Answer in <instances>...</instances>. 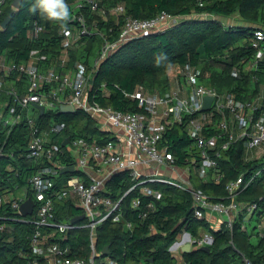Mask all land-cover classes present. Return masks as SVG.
Listing matches in <instances>:
<instances>
[{"label": "built area", "instance_id": "obj_1", "mask_svg": "<svg viewBox=\"0 0 264 264\" xmlns=\"http://www.w3.org/2000/svg\"><path fill=\"white\" fill-rule=\"evenodd\" d=\"M4 3L5 0H0V14ZM69 8L70 19L66 27H59L57 32L60 52L50 65L42 69L40 63L44 56L37 50H32L27 60L21 63L7 62L4 56H0V95L7 97L6 101L0 103V125L13 126L25 122L29 137L24 155L34 164V171L27 178L33 198L27 197L25 187L0 195V205L8 204L18 215L8 217V220L34 226L28 237L32 259L27 264H118L107 257L99 258L95 249L96 229L104 221L121 219L122 199L131 192L160 199V192L151 187L153 184L188 191L192 196V216L197 220L206 219L207 222L213 219L217 227L212 229L215 226L208 224L214 231L222 226L230 229L233 221L242 215L247 225L242 224L240 229L247 233L249 240L253 237L264 239V215L255 214L256 203L235 201L238 192L245 189L258 172L247 179L239 175L227 182L224 186L227 202L211 198L194 187L191 181L193 174L201 182L218 183L222 178L216 161L219 151L227 150L239 140L243 142L245 161L264 154V82L258 81L264 61V27L255 24L245 26L251 54L244 69L250 82L257 84L254 90L249 91L247 101L236 100L232 93L218 92L213 86L204 84L208 73L197 66L185 64L170 68L168 88L163 93L149 91L142 86L127 93L112 84L125 98L135 101L140 109L123 112L101 105L96 99L97 92L107 97L110 90L106 83L93 87V74L98 64L126 42L166 30L181 19L216 17L206 13L175 17L161 12L150 19H137L126 16L121 4L105 10L99 7L98 0H75ZM83 9L98 19L87 25ZM108 16L114 20V36L115 28L112 26L107 29L108 35L98 27V21L106 23ZM39 31L40 28L34 25L28 37L37 38ZM91 35L101 38L92 64L88 66L75 61L72 67H68L69 52L83 44V37ZM57 69H62V73ZM241 69L242 64L234 66L232 75L238 76ZM12 74H15L16 80L20 76L26 79L21 91L9 80ZM205 96H211L212 100L209 109L201 111ZM34 105L43 106V113L60 111V107L69 106L70 113L79 111L92 119L102 134L101 138L110 139L98 142L82 136L66 137L68 142L65 148L73 160V172L60 173L68 165L58 160L60 147L50 137L59 134L64 124H53L48 130H41L35 121L38 110ZM215 116L218 117L217 121H214ZM175 127L181 128L191 140L188 164L179 165L166 142L165 135ZM4 154L0 144V157ZM75 172L80 175H74ZM122 173H126L132 181L129 188L119 198L105 195L108 179ZM66 174L69 177H61ZM17 192L20 196L15 195ZM140 196L130 201V207L137 211L139 219H144L154 210L153 202L142 204ZM27 198L33 201L32 212L22 217L19 208ZM56 202H68L80 212L75 217L83 215V219L74 223L70 222L71 219L58 220ZM4 219L0 216V220ZM253 219L255 225L249 231L248 225ZM79 221H83L82 224H78ZM124 226L131 229L130 222L126 221ZM4 227L5 224L0 225V229ZM81 228L88 230L90 253L87 258L71 256L70 246L62 244L70 231ZM151 232L154 230L151 229ZM211 242L209 232L192 239L183 231L168 247V252L173 257L182 253L180 247L185 243H190L191 247H202L209 246ZM243 261L249 264L244 258Z\"/></svg>", "mask_w": 264, "mask_h": 264}, {"label": "trees", "instance_id": "obj_2", "mask_svg": "<svg viewBox=\"0 0 264 264\" xmlns=\"http://www.w3.org/2000/svg\"><path fill=\"white\" fill-rule=\"evenodd\" d=\"M75 0H66L68 5ZM99 7L105 10L121 4L124 14L137 19H150L158 13L164 12L175 17H185L191 14H209L214 17H229L235 15L239 24L244 26L225 27L216 19H181L172 27L157 31L147 36L136 37L118 47L110 56L102 60L93 74L92 84L97 88L106 83L110 88L107 97L97 92L96 99L101 105L110 106L119 111H140L135 101L125 98L115 89L116 84L121 90L129 93L137 86L163 93L168 88V70L174 66L185 64L199 67L208 73L204 84L213 86L218 92H230L236 100L247 101L249 91L254 90L257 84L250 82L244 65L251 54L247 46L246 24H255L264 27V0H98ZM12 0H5L0 14V25L4 18L12 13L11 19L4 29L0 26V56L7 62L21 63L27 60L32 50H37L44 56L40 63L42 69L50 65L60 52L59 36L60 24L49 21L38 11L32 13L29 8L34 0H21L19 9L11 6ZM87 25H91L95 16L83 9ZM37 25L40 31L37 38H29V31ZM112 26L114 20L108 16L106 23L98 21V27L105 32ZM115 30L112 36L115 35ZM83 44L69 52L68 67L75 61H81L88 66L92 64L100 46L101 38L97 35L82 38ZM243 65L238 76L232 75L234 66ZM62 73V69H57ZM15 74L9 77L21 91L26 85V79ZM260 83L264 82V61L262 71H259ZM93 88V89H94ZM5 95H0V103L6 101ZM218 117H214L217 121ZM35 121L41 130H48L53 124H64V129L50 138L59 145L58 160L65 165L73 163L72 158L61 146L68 137L82 136L94 138L98 142L108 140L101 138L96 124L87 115L77 111L74 113L58 110L36 113ZM28 126L21 122L13 126L0 125V144L5 154L0 157V195L9 191H18L25 187L27 197H32L27 178L34 171L31 159L26 158ZM170 151L178 160L179 165L189 163L188 147L191 140L181 128L175 127L165 135ZM216 159L217 166L222 173L218 183L212 181L201 182L191 175L194 187H197L211 198L227 202L225 184L235 180L239 175L245 179L254 176L251 183L235 196L238 203H256V215H264V154L257 159L245 161L243 158V142L232 143L225 151H219ZM74 175L80 174L75 172ZM61 177H69L68 174ZM58 184V183H57ZM132 181L126 173L115 174L106 182L105 195L119 198ZM152 188L160 192V199H151L140 196L136 191L127 194L121 203L122 216L118 221H104L98 225L95 235V249L99 258L105 257L118 264H178L168 252V247L176 236L183 231L192 239H198L204 232L212 235L209 250H201L192 245L189 253H182V262L179 264H264V239L256 242L249 240L247 233L240 229L242 215L232 223L230 229L222 226L214 231L206 219L197 220L192 216V196L188 191L179 190L173 186L153 184ZM15 188V189H14ZM141 197L142 204L152 201L153 211L146 218L139 219L137 211L130 207V201ZM55 212L58 220H70L80 213L68 202H56ZM0 264H27L32 259L28 248V237L34 226L29 223L13 222L8 217L18 216L8 204L0 205ZM131 223L128 230L124 224ZM83 221L77 222L82 224ZM154 232H151V229ZM88 230L75 229L67 234L62 244L71 249V256L87 258ZM108 247L107 256L102 255L104 247Z\"/></svg>", "mask_w": 264, "mask_h": 264}, {"label": "water", "instance_id": "obj_3", "mask_svg": "<svg viewBox=\"0 0 264 264\" xmlns=\"http://www.w3.org/2000/svg\"><path fill=\"white\" fill-rule=\"evenodd\" d=\"M20 4H21V0H12L11 6H12L13 9L17 10V9H19ZM11 16H12V13H9L4 18V20L2 21V23L0 25L2 29L5 28V26L7 25V23L11 19ZM211 100H212V97L211 96H205L203 98V103H202L201 111H207L209 109V105L211 103ZM34 107L38 110L39 114H42L44 112L43 106L34 105ZM60 112H71V108L69 106H62V107H60ZM67 142H68V138H65L62 141L61 146H65ZM72 172H73V167L71 165L70 166H67V167H63L60 170V173H72ZM32 208H33V201H32L31 198H27L20 205V208H19L20 215L22 217H25L27 215H30L31 212H32ZM81 219H83V215H80V216H77V217L72 218L70 220V222L71 223H74V222H76L78 220H81ZM190 248H191L190 243H185L183 246L180 247V251L182 253H189L190 252ZM200 249L201 250L208 251L209 250V247L208 246H202V247H200ZM101 254L104 255V256H107V254H108V247L107 246L104 247V249H103V251H102Z\"/></svg>", "mask_w": 264, "mask_h": 264}, {"label": "clouds", "instance_id": "obj_4", "mask_svg": "<svg viewBox=\"0 0 264 264\" xmlns=\"http://www.w3.org/2000/svg\"><path fill=\"white\" fill-rule=\"evenodd\" d=\"M29 11H37L49 21H55L64 29L70 19V8L66 0H34Z\"/></svg>", "mask_w": 264, "mask_h": 264}, {"label": "rangeland", "instance_id": "obj_5", "mask_svg": "<svg viewBox=\"0 0 264 264\" xmlns=\"http://www.w3.org/2000/svg\"><path fill=\"white\" fill-rule=\"evenodd\" d=\"M221 24H223V26L225 27H233V25H235L238 21H239V18L235 15H232V16H229L227 18H223V17H216ZM239 23V22H238ZM236 26V25H235ZM237 26H244L242 24H237ZM16 196H20V193H15ZM255 225V219L251 220L250 221V224L248 225V230L251 231L252 228L254 227ZM212 228H215V227H212ZM256 238H251V241L252 242H256Z\"/></svg>", "mask_w": 264, "mask_h": 264}, {"label": "crops", "instance_id": "obj_6", "mask_svg": "<svg viewBox=\"0 0 264 264\" xmlns=\"http://www.w3.org/2000/svg\"><path fill=\"white\" fill-rule=\"evenodd\" d=\"M227 18V17H226ZM237 24H239L238 22L235 24L236 26H237ZM235 25H233V26H235ZM248 25V23L246 24V26ZM172 68H176V65H174V66H172L171 67V69ZM170 69L168 70V73H167V76H169V73H170ZM209 223H211L213 226H215V228L217 227V225H215L214 224V220L213 219H210L209 221H208ZM213 229V228H212ZM216 230V229H215ZM180 237V236H179ZM185 239V238H184ZM192 249V247L190 248V250ZM173 258L175 259V261L179 264V263H181L182 262V253H177V255H175V256H173Z\"/></svg>", "mask_w": 264, "mask_h": 264}]
</instances>
